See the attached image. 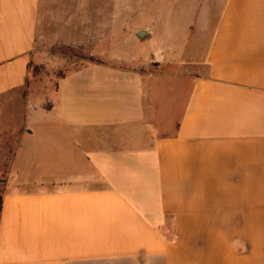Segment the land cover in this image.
<instances>
[{
    "label": "crops",
    "instance_id": "crops-1",
    "mask_svg": "<svg viewBox=\"0 0 264 264\" xmlns=\"http://www.w3.org/2000/svg\"><path fill=\"white\" fill-rule=\"evenodd\" d=\"M205 4L93 6L38 94L40 0H0V264H264V0Z\"/></svg>",
    "mask_w": 264,
    "mask_h": 264
},
{
    "label": "rangeland",
    "instance_id": "rangeland-1",
    "mask_svg": "<svg viewBox=\"0 0 264 264\" xmlns=\"http://www.w3.org/2000/svg\"><path fill=\"white\" fill-rule=\"evenodd\" d=\"M205 3L206 0L204 5ZM98 4L101 7L102 22L107 23L109 20L108 8L120 4L131 6L137 12V18L144 23V4L176 6L179 0H40V61L36 67L38 94L43 93L48 79L51 78V70H57L51 78L55 80L64 73L92 61L86 53L92 41L93 6ZM56 38L58 43H55ZM62 38L73 45L61 43ZM107 43H104L106 49ZM138 50L143 55L146 53L144 45L138 46ZM23 106L22 97H17L15 100L8 99L1 108V111L7 112L6 121L11 125V132L1 136L6 160L10 158L18 141V123L22 120Z\"/></svg>",
    "mask_w": 264,
    "mask_h": 264
},
{
    "label": "trees",
    "instance_id": "trees-1",
    "mask_svg": "<svg viewBox=\"0 0 264 264\" xmlns=\"http://www.w3.org/2000/svg\"><path fill=\"white\" fill-rule=\"evenodd\" d=\"M1 208H2V193L0 191V212H1Z\"/></svg>",
    "mask_w": 264,
    "mask_h": 264
}]
</instances>
